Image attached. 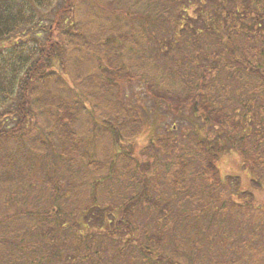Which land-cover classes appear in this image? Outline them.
Returning <instances> with one entry per match:
<instances>
[{"label":"trees","instance_id":"1","mask_svg":"<svg viewBox=\"0 0 264 264\" xmlns=\"http://www.w3.org/2000/svg\"><path fill=\"white\" fill-rule=\"evenodd\" d=\"M137 1L140 12L133 7H121L118 3L121 0L117 1L115 7L122 9L123 15L115 30L112 26L98 32L76 33L72 25H66L74 13L72 0H0V118L4 114L12 115L5 121L6 125L0 127V179L7 190V199L17 201V206L7 200L1 204L3 210L13 212L0 222V264H115L116 257L124 258L130 251L135 253L131 250L132 243L124 249L117 246L111 254L106 250L110 237L104 235V231L95 230V227L108 229L104 218L97 219L98 223L90 220L88 223L87 214L81 212L74 214L78 216L77 222L70 224L68 218L72 214L64 215L61 211L69 198L62 187L61 176L58 181H50L53 187L45 183L27 187L29 177L27 169L22 168V156L7 155L9 147L4 142L13 139L9 135L12 124H19L18 121L27 124L35 108L58 105L63 108V103L45 93V86L53 77L50 66L54 68L58 61L64 69V46H81L80 49L105 59L115 77L125 79L129 75L131 79L144 80L148 95L158 103H166L179 117L184 111L181 105L184 101H188L192 109L203 111L207 122L230 131L224 134L231 142H236L234 149L241 156L244 169L257 185L264 187V142L257 139L250 145L248 127L242 125L250 118L258 120V138H264V0H192L199 7L196 17L189 16L186 23H182L181 14L187 10L176 7L177 1L185 0ZM29 28L37 33L35 40L45 38L47 41L50 33H55L53 38L57 37L55 48L45 50L41 62L35 59L40 49L26 46L25 32H30ZM151 42L158 43L159 50L154 52ZM204 44L208 48L205 52ZM192 51L203 54L195 55ZM159 58L163 61L158 62ZM165 60L172 63L168 65ZM124 63L129 72L125 71ZM208 69L216 75L212 76ZM206 80H213L214 84L206 87L210 83ZM96 84L97 101L113 109L114 120L120 128H125L127 135L140 133L141 121L118 100L115 81L110 84L97 81ZM193 97L195 103L191 104ZM59 109L49 112L54 134L49 147L45 148L54 158L51 167L56 163L66 164L65 160L74 167L75 158L79 157L92 170H102L104 165L90 156L89 144L76 136L70 123H65L66 118L71 122L72 116ZM16 128L22 130L21 125ZM112 128L120 131L119 127ZM210 141L204 139L197 145L201 161L197 175L200 180L206 176L220 186L216 166L222 147H207ZM153 144L145 149V155L154 150ZM163 144L157 141L156 146ZM183 161V157H177V167L170 176L174 190L186 194L188 179L194 173ZM152 180L145 179L148 183ZM150 187L143 189L139 198L135 197L138 198L135 205L156 204L152 194L148 196ZM201 188L188 196L202 199L205 195ZM41 190L49 191L50 196L39 195ZM214 194L217 191L214 190ZM60 199L62 202L58 204ZM230 205L241 206L232 201ZM15 212L18 217L13 215ZM130 213H124V217L109 226L124 228L130 235L137 234ZM150 248L145 246L141 260L146 261V256L152 255ZM132 260L117 264H142L137 259Z\"/></svg>","mask_w":264,"mask_h":264},{"label":"rangeland","instance_id":"2","mask_svg":"<svg viewBox=\"0 0 264 264\" xmlns=\"http://www.w3.org/2000/svg\"><path fill=\"white\" fill-rule=\"evenodd\" d=\"M117 1L72 0L74 13L66 25H72L76 33L98 32L101 28L112 26H115V30L123 15L122 9L115 7ZM118 3L121 7L124 5L141 11L137 0H121ZM179 6L187 10L182 11V23H186L189 16L196 17L199 6L192 0L177 1L176 7ZM65 28L68 29V26ZM27 30L30 31V28ZM60 30L64 34L61 27ZM36 35V32L26 31L25 42L28 48L40 49L35 59L41 62L43 52L55 48L57 37L53 38L55 33H50L51 37L47 36V41L45 38L37 39L39 44L35 40ZM151 46L154 52L159 50L158 43L151 42ZM80 48L64 46V69L60 68L62 66L58 61L54 68L50 66L53 77L46 84L45 93L63 103V108H60L61 105L35 108L32 116L27 118V124L18 121L19 124H12L9 128V135L13 139L4 142L9 147L7 155L22 156V168L27 169L29 177L27 187L34 184L39 187L44 183L53 187L50 181H58L60 175L62 187L69 195L61 211L64 215L72 214L68 218L70 224L77 222L78 216L74 214L79 215L81 212L87 214L88 223L89 220L98 223L97 219L104 218L108 229L95 227V230L104 231V235L110 237L106 247L110 254L117 246L124 249L132 243L131 250L135 253L130 251L124 258L116 257L115 264L132 259L142 264H262L264 187L257 185L250 172L244 169L242 158L234 149L236 142H231L224 134L230 131L207 122L203 111L192 109L188 101L182 102L184 111L181 117L177 116L166 103H158L148 95L143 79H131L129 75L125 79L115 77L114 71L107 68L105 59L101 60L97 55ZM207 49L204 44L203 52ZM197 53L199 56L203 54L202 51ZM162 61L159 58L158 62ZM165 62L168 65L172 63ZM201 62L204 64V60ZM124 66L125 71L129 72L125 63ZM211 72L212 76L216 75L214 71ZM113 80L118 89V100L127 110L134 111L141 121V130L137 135H127L125 128L123 130L115 122L113 109L106 108L96 99V82L110 84ZM206 82H210L206 87L214 84L213 80ZM193 98L191 104L195 103ZM59 108L72 116V121L66 118L65 123H70L76 136L89 144L90 156L104 165L102 170H92L79 157L75 158L74 167L66 160V164L56 163L51 167L54 158L45 148L49 147V140L54 134L49 112ZM11 116L4 114L0 118V127L3 128ZM248 120L242 125L248 127L249 144L253 145L257 139L264 142V138H258L259 121ZM19 125L22 126L21 131L16 128ZM112 127H119L120 131H113ZM204 139L211 140L207 147H222L216 166L220 172V186L206 176L200 180L197 175L201 169L197 145ZM157 141H162L163 146H156ZM152 144L154 150L145 155V149ZM177 157H183V164L194 173L188 179L189 191L186 194L174 190L171 184L170 173L177 167ZM133 162L135 166L132 168ZM127 165L130 167H125ZM150 178L153 180L149 183L145 181ZM148 186H151L148 196L152 194L151 198L156 200V204L143 202L135 205L139 194ZM200 187L202 195H205L202 199L188 196H192ZM214 190L217 194H214ZM6 191L0 179V222L13 212L12 209L3 210L1 204L5 200L17 206V201L7 199ZM39 195L49 197L50 193L41 190ZM230 201L241 205L240 208L232 207ZM61 202L62 199L58 204ZM127 212H131L130 218L134 221L132 224L137 228V234L130 235L124 228L112 227ZM13 215H18V212ZM112 241L116 243L115 246ZM145 246L151 247L152 254L146 256V261L140 259Z\"/></svg>","mask_w":264,"mask_h":264}]
</instances>
